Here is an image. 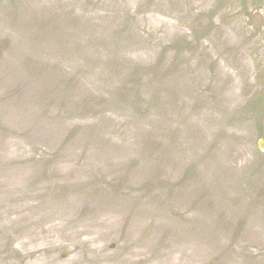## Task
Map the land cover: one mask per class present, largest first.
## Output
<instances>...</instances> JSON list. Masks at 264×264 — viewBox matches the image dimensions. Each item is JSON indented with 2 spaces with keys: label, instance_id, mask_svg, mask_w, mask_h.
Segmentation results:
<instances>
[{
  "label": "rangeland",
  "instance_id": "obj_1",
  "mask_svg": "<svg viewBox=\"0 0 264 264\" xmlns=\"http://www.w3.org/2000/svg\"><path fill=\"white\" fill-rule=\"evenodd\" d=\"M263 139L264 0H0V264H264Z\"/></svg>",
  "mask_w": 264,
  "mask_h": 264
},
{
  "label": "bare ground",
  "instance_id": "obj_2",
  "mask_svg": "<svg viewBox=\"0 0 264 264\" xmlns=\"http://www.w3.org/2000/svg\"><path fill=\"white\" fill-rule=\"evenodd\" d=\"M84 250L81 253H84ZM90 253H92L93 255L89 256V258L85 259L81 264H109L110 263L109 259L97 256L98 252H97L96 246H93L90 248Z\"/></svg>",
  "mask_w": 264,
  "mask_h": 264
},
{
  "label": "water",
  "instance_id": "obj_3",
  "mask_svg": "<svg viewBox=\"0 0 264 264\" xmlns=\"http://www.w3.org/2000/svg\"><path fill=\"white\" fill-rule=\"evenodd\" d=\"M259 148H260L262 151H264V140H261V141L259 142Z\"/></svg>",
  "mask_w": 264,
  "mask_h": 264
}]
</instances>
